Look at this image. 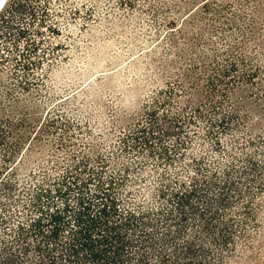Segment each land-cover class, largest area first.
<instances>
[{"label":"rangeland","instance_id":"obj_1","mask_svg":"<svg viewBox=\"0 0 264 264\" xmlns=\"http://www.w3.org/2000/svg\"><path fill=\"white\" fill-rule=\"evenodd\" d=\"M8 4L0 264H264V0Z\"/></svg>","mask_w":264,"mask_h":264},{"label":"trees","instance_id":"obj_2","mask_svg":"<svg viewBox=\"0 0 264 264\" xmlns=\"http://www.w3.org/2000/svg\"><path fill=\"white\" fill-rule=\"evenodd\" d=\"M10 2V0H8V2H7V4L5 5V6H7V7H9V3ZM16 1H14V3H15ZM10 6H13V5H10ZM2 13L0 14V17L2 18V19H5V18H7L8 17V9L6 8V7H4V9L1 11ZM90 63H95V62H90ZM97 63V62H96ZM89 67H85V68H83V71L85 72V71H87V69H88ZM136 91H137V88H135V87H132V88H129V90H128V92H127V94H126V96H128V97H131V99H133L134 98V96L136 95ZM128 99V98H127ZM6 161V160H5Z\"/></svg>","mask_w":264,"mask_h":264},{"label":"bare ground","instance_id":"obj_3","mask_svg":"<svg viewBox=\"0 0 264 264\" xmlns=\"http://www.w3.org/2000/svg\"><path fill=\"white\" fill-rule=\"evenodd\" d=\"M7 2H8V0H0V11L5 7Z\"/></svg>","mask_w":264,"mask_h":264}]
</instances>
